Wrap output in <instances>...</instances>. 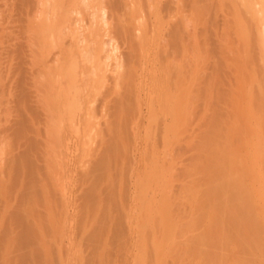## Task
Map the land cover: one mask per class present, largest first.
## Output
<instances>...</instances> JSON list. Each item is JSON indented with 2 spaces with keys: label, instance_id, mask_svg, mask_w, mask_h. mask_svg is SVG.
Wrapping results in <instances>:
<instances>
[{
  "label": "rangeland",
  "instance_id": "rangeland-1",
  "mask_svg": "<svg viewBox=\"0 0 264 264\" xmlns=\"http://www.w3.org/2000/svg\"><path fill=\"white\" fill-rule=\"evenodd\" d=\"M12 1L14 0H0V211L2 205L6 207L7 204L12 203L9 205V210L13 208V213H15L16 209L13 205L16 201L13 196L16 199L17 194H19L18 196L23 195V198L22 196L20 198L27 201L24 202L27 207L23 205L24 208L22 206L20 209L23 203L20 204L22 199L17 197V204L20 207L16 204V208L18 207L16 211L25 215L26 209V213H28V210L31 212L33 209L36 212L35 210L43 207L40 209V213L43 210L44 214L42 215L45 217L38 213L39 210L36 214H39L41 219L43 218L44 221H41L46 223L45 227L47 226V228H43L45 232L47 229L49 232L46 234L47 232L43 231L40 220L38 221L41 225H37L39 222L35 219L36 216L31 214L29 218L26 215L29 218L27 222L33 220V217L34 221L38 222H34L37 227H34V233H32L35 235L36 229V232L39 230V233H45V237L40 236L37 232L36 239L39 242L34 240L35 236L32 234L31 238L29 236L30 240H26L25 243L31 241L32 237L36 243H40L42 238V242L45 241V238L47 243L38 244L36 248L33 241L25 245L23 243L27 237L25 236L21 244L26 247L30 243V246L24 247L25 249L21 251L19 249L21 245L16 243L18 246L15 248V243L8 238L12 239L13 234L7 227L12 229L9 224L14 221H7L5 227L0 223L1 228L4 227V229H0L3 231L6 229L7 233V235H0V264H15L13 257L20 251L24 253V250L25 256H22L23 259L21 258L23 261L18 260L20 264H27V260L28 264H264V0H164L170 1L171 4L170 14L165 13L168 15L165 16L166 18L164 17L165 21L161 19L164 25L157 23L154 19L155 16H151L153 20L147 21V25L142 18L139 21L136 20L137 23L134 22L136 25H139L138 22L141 24L140 20H143L144 24L142 23L141 26L144 28H138L140 32L138 30L137 32L138 26L133 24L132 27L136 26V29L133 32V28H131V35L134 38L132 37L130 41L134 40L135 42L133 41L131 46L122 39L118 41L116 37L115 41L113 34L108 35L111 33L108 26V30L105 26L102 33V38L104 37L105 40H102L101 36L98 39L102 40L99 42L100 45H103L104 41L107 44L104 43L105 46H100L96 42L99 48L104 47V51H100L104 53L100 54L99 52L100 60L96 61L98 63H94L99 67L101 63L103 65V68L100 69L104 71H100L102 74L98 73L106 79L101 78V84L97 73H91L94 68L90 69L91 65L89 67V63L93 65L92 62L95 60L84 58V61L86 59L85 64L87 63L85 68L90 69L91 73L88 76L95 74V78L100 84L94 96L96 99L99 98L96 100L98 102L94 106L92 105L94 102H92L88 104V106L90 105L88 107L86 104L89 103L88 101L85 102V106L80 101L86 95L85 87H89L91 81L93 83L94 78L90 76L88 77L89 80L91 79L90 82L87 79L89 84L85 83L84 89L81 88L82 92H79V95L82 94L81 97H78L80 99H74V97L72 99L75 94H72L71 98L69 97L73 100L72 103L69 102V105H73V112L76 111L75 114L72 112L74 117L70 116L68 119L66 117L62 121L56 120V124L53 122L50 127L49 123L47 124L42 118L43 115L40 116L41 121L39 118L37 120L46 125L39 124L36 118L37 123L32 122V118L28 119L31 122L25 120L28 124L24 122L23 119H27L29 116L26 117L22 112L24 106L21 102L23 101H21L22 98H19L22 96L21 90L25 83L22 81L23 75H25V79L29 76L26 82L27 84L31 82L32 86L29 84V91H27L31 92V89L32 95L36 90L33 86L34 81H32L35 77L38 82L37 86L43 87L44 91L48 88L45 93L43 92V95L41 94L42 97L45 99L46 97L47 99L55 98L47 92H53L50 88L51 85L56 83L59 85L55 76L60 70L62 62L64 64L69 56L78 54L79 47L75 48H77V41L83 38L81 37L82 33L78 36L79 32L68 29L66 30L67 38L65 35L60 36L69 40L70 46L76 45L71 46H75L74 49L69 48L68 45L65 49L68 51L69 48V52L64 55L63 52L66 50L62 51V57V53L60 55L58 51L67 44L66 40L56 39L59 36H53L55 40L52 42V36L45 37L44 35L43 37L42 35L43 32L46 34L45 32L51 31V29H47L53 28L54 21H41L38 18L35 20L40 21L39 23H31L28 27L26 24L24 27L25 25L19 22L20 19L15 16L16 12L13 13L14 10L10 9ZM189 4H192V7L188 6ZM186 6L191 8V11H195L186 12L189 9ZM131 8L137 10L135 5ZM133 9L132 11H134ZM155 22L157 26H153ZM151 23L153 25H149ZM169 23L172 25L175 23L173 25L175 28ZM141 26L139 25V27ZM147 26L152 30H149ZM169 28H172L174 34L170 33ZM143 29L145 31L142 33ZM74 32L81 38L75 40V37L71 36H75ZM32 34H36L38 39H41L42 35L41 43L38 39V44L34 43L36 41L26 43V40L24 43L22 37ZM47 34L50 35L49 32ZM139 34L142 39L140 36L137 38ZM36 35L33 39L36 38ZM110 38L115 41L118 48L113 47L115 44H113L114 41H110ZM167 38L174 40V45L178 44L176 55L173 52L175 46L173 45L172 48L171 44H167L172 43ZM70 39H72L71 42ZM42 40L44 41L42 42ZM108 40L112 42V46L110 42H107ZM120 42H124V44L121 45ZM191 44L192 46L194 44L195 47H192ZM98 45L96 46L98 47ZM132 46L135 48L133 52L138 50L135 52L138 55L134 54L137 55L134 58L136 59L135 63L140 65V67L136 65L139 74L141 75L142 69L146 68L147 64L148 69L143 77L141 75L139 80L136 79L137 85L134 82L131 83L134 88L131 87L133 90L130 88V93L137 92L131 93L133 95L131 100L135 101L134 110L132 109L133 105L130 104L131 116L134 118L133 121L132 119L129 121L131 130L129 129L130 131L124 136V139L123 136L113 139L109 124V115L112 111L111 103H109L110 97L107 99L104 97L109 103L106 105L105 101L104 104L102 103L103 95L113 96L111 95V93H115L113 88H118L115 85L114 72H119V69L122 68L118 65L121 63V55L124 60L121 51L124 50L123 52L127 53ZM188 46H191L193 51ZM115 49L119 51L116 50V53L113 54ZM165 49L169 50V59L166 57L168 50L165 53ZM172 49L174 50L172 51ZM184 50H186L185 53ZM158 51L162 52V58L166 57V60L163 61L161 58L162 65L158 64ZM189 51L193 52V56L195 54L194 58ZM171 53H174L173 56ZM79 54V57L75 55L76 58L73 55L72 59H75L73 60L75 63L77 62V64L73 62L74 65L82 67L80 69V66H77L78 70L76 68L77 73L82 75L85 64H80L78 59L82 60V56L87 55ZM109 55H111L110 58H108ZM54 56L56 59L52 58ZM116 57L118 58L116 59ZM191 60L195 61L191 62ZM69 62H65V67L62 65V69H65L64 72L62 71L64 75H57V77L64 76L63 80H65V73L69 75V72H66L68 64H70V69H72L71 66L73 67L72 60ZM151 62L152 64H150ZM154 62H157L156 66L153 65ZM110 63L116 69H113ZM32 68L36 70L35 76L30 73ZM123 68L121 70L125 71ZM22 69L29 72L23 74ZM107 69L108 71H106ZM59 72L61 73V71ZM74 73L71 74L74 75ZM77 73L76 75L79 76ZM112 73H114L113 80H111ZM121 73L124 72H119V75H116L121 76V80L123 78L124 84L120 78V82L116 84L120 88L121 86L124 88L126 78ZM149 73L158 78L163 74H165L164 76L173 74L174 79L168 75L169 79L173 80L172 84L170 83L171 86L168 84V86L165 85L168 89H164V86L159 89L150 82L151 75ZM68 75L67 82L69 81V83H66L70 84L69 88L73 90L72 82H76L75 85L78 82L71 81L72 78ZM178 75L182 76L181 79ZM108 76L109 78H107ZM37 78L39 79L37 80ZM46 78L52 81L48 87L45 85L46 82L49 83ZM61 78L58 79L59 82H62ZM154 78L156 79V77ZM108 79L111 83L114 80L115 82L110 84ZM42 80L45 82L44 84ZM53 80L56 81L54 84ZM181 80H183L184 86H179ZM145 84H148L147 87ZM187 85L188 87H186ZM41 87L39 91H42ZM110 87L112 90L109 89ZM193 87L195 88L192 89ZM120 88L117 91L123 89ZM66 89L70 91L68 87ZM189 89H192L193 95ZM78 91L80 90L78 89ZM78 91L76 92L78 93ZM107 91L110 94H107ZM55 93V95L58 94ZM187 95L193 97L189 98ZM134 96L139 98L135 97L134 100L132 99ZM160 96L162 100L159 99ZM36 98L37 96L31 99L36 100ZM76 99L79 102H76ZM85 99L87 100L88 97L82 99L83 103L86 101ZM175 99L178 102L182 100L180 102L182 107L178 105V102L175 104ZM78 104L86 108L80 107L79 111L77 107L80 105ZM177 115L179 118L176 117ZM23 122L27 125L25 131ZM20 123L22 124L21 131L18 129ZM21 126L19 125V128ZM54 127L55 129H53ZM20 155L22 156L20 157ZM21 162L24 165L29 164L30 167L23 166ZM23 167H27V169ZM22 171H26L25 175ZM19 175L26 177V181L21 179L23 177H18ZM33 176L35 179L37 176L38 183L35 179H29ZM39 178L41 181L43 180L40 181L41 183ZM21 181L25 182V186L20 185ZM28 181L30 183L35 181L37 185L35 183L32 184L33 186L26 184V182L29 183ZM15 182H17L16 185ZM30 186L31 188H29ZM33 187L38 188V192L35 189L38 193V195L36 193L37 199L33 194V199L28 198L29 193L27 192H30L31 195ZM43 188L44 191H42ZM4 192H9V194ZM49 192L51 196H49ZM25 193L28 195L25 196ZM32 203L34 204L31 205ZM47 210L50 211L51 216ZM46 211V215L49 214L48 218L45 215ZM6 212L0 213V219L3 218L1 214L5 215ZM34 212L32 213L34 214ZM53 212H57L56 216ZM57 216L59 217L54 220ZM20 217H23L22 220L25 219L26 223L25 216L20 215ZM48 219L53 226L50 225ZM16 224L15 222L14 225ZM55 227L57 228L55 229ZM14 230L17 232L19 229L16 230L15 227ZM3 231L0 234H3ZM52 231L55 233L53 234ZM14 248H18L19 252L16 250L14 253ZM31 248H35V251ZM34 253L37 254V257L33 255ZM20 255H18L19 258ZM44 260L47 261L44 262ZM31 261L33 262L31 263ZM16 263L18 262L16 261Z\"/></svg>",
  "mask_w": 264,
  "mask_h": 264
},
{
  "label": "bare ground",
  "instance_id": "bare-ground-1",
  "mask_svg": "<svg viewBox=\"0 0 264 264\" xmlns=\"http://www.w3.org/2000/svg\"><path fill=\"white\" fill-rule=\"evenodd\" d=\"M11 1V0H10ZM186 4V3H185ZM136 6L137 7V10H134L133 8H131L132 6ZM138 5H139V7H138ZM170 1L168 2V1H164V0H14V1H12V3H11V10L13 11V13L14 12H16V15L15 16H17V19H20V21L19 22H21L23 25H25L24 27H26V24H27V27H28V25H31V23H39L40 21H36L35 19H40L41 21H51V20H53L54 21V25H53V28H51V27H49V29H47V30H50L51 29V31H47V32H49V34L50 35H48L47 34V32H45L46 34H43L42 32V35H43V37H44V35H45V37H49V36H52V38H53V36H55V37H58V38H56V39H62L60 36H63V35H65V38H67L66 37V35L68 36V34L66 33L67 31L66 30H68V29H70V30H75L77 33H78V36H79V34H81L82 33V36L81 37H83L82 39H80L76 34V32H74V34H75V36H73V35H71L72 37H75V40L78 38V39H80V41L78 40L77 41V48H75V44H72V45H75L74 47H71L70 46V43L65 39V38H63V39H65L64 41L65 42H67V46L66 45H64V47H62V49L61 50H59V51H61V52H59L58 51V54L60 53V55H61V53H62V51H65L66 49L65 48H67L68 47V45H69V48H72V49H78V47H79V49H78V54L76 53V54H73L74 56L75 55H77V57H79L80 56V54L79 53H84L85 55H87V56H82L83 58H81L82 60H83V62H82V60H79L78 59V61H80L79 63L80 64H85V61H86V59H85V61H84V58L85 57H87V59H94L95 61H91L92 63H93V65L92 64H90L89 63V67H90V65H91V67H90V69H92V68H94V70L91 72V73H97V78H98V80H101L100 81V84H101V82H102V79L104 78V79H106V77H104V76H101V75H99V73H101V72H103V71H101V67L103 66L102 65V63H101V65H100V67L99 66H97V64H94L96 61H99L100 60V58L99 57H101V53H104V52H100V51H104V47H100L99 48V45H100V43L99 42H101L102 40H105L104 39V37L102 38V33H103V31H104V27L106 26V30H110L109 32L111 33V34H108V32H107V34L108 35H112L113 34V39L116 41V39L118 38V41H119V39H120V41H121V39L122 40H124V42L125 43H128L130 46L133 44L132 42L134 41H130V39L133 37L134 38V36H132L131 35V28H133L132 26H133V24H135L136 25V23H137V21L136 20H138L139 21V19H143L144 20V23H145V21H146V23H145V25H147V21H151V19L153 20V17H151V16H155V21L157 22V23H160V24H162V25H164V23H163V20L165 21V16H168L169 14H170V12L169 11H171V7H170ZM192 5V4H191ZM190 4L188 5V6H191ZM8 6V5H7ZM180 6V5H179ZM187 7V6H186ZM185 7V10H187V8H189V7H187L186 8ZM192 7V6H191ZM129 8H131V9H129V10H131L132 11V9L134 10V11H129L128 9ZM179 8V7H178ZM194 8V7H193ZM10 10V11H11ZM125 10H128L127 12L125 11ZM193 10V9H192ZM11 11V12H12ZM194 12V11H191V8H189L186 12ZM168 12V13H167ZM188 12V13H189ZM8 13V12H7ZM165 13H167L168 15H165ZM191 14H193V13H191ZM191 14H190V16H191ZM195 14V13H194ZM14 15V14H13ZM12 15V16H13ZM76 15H78L77 17H75ZM14 16V17H15ZM8 17V16H7ZM165 17V18H164ZM161 19H163V20H161ZM143 20H140V21H142V23H143ZM159 20H160V22H159ZM194 20V19H193ZM191 21H192V19H191ZM134 22H136V23H134ZM155 22V24L153 25L152 23L151 24H149V25H153V26H157V23ZM140 24L139 22H138V24L141 26V25H143V24ZM175 23H177V22H175ZM175 23H173V25L175 24ZM21 24V25H22ZM170 24V23H169ZM139 25H136V26H138L137 27V29H136V26H134V28H133V32H135V29H136V31L138 30L139 32H140V29L141 28H144L143 26H141V27H139ZM161 25V26H162ZM170 25H172V24H170ZM172 25V27H174ZM37 26V25H36ZM42 26V25H41ZM47 26V25H46ZM51 26V25H50ZM107 26H108V29H107ZM169 26V25H168ZM177 26V25H176ZM43 27V26H42ZM36 28V27H35ZM34 28V29H35ZM138 28H140V29H138ZM147 28L149 29V27L147 26ZM154 28V27H153ZM164 28V27H163ZM175 28V27H174ZM178 28V27H177ZM190 28V27H189ZM150 29H151V27H150ZM149 29V30H150ZM170 29V28H169ZM172 29V28H171ZM170 29V30H171ZM69 30V31H70ZM105 30V31H106ZM147 30V29H146ZM152 30V29H151ZM174 30V29H173ZM193 30V29H192ZM45 31V30H44ZM137 31V32H138ZM142 31V33L145 31V29H143V30H141ZM148 31V30H147ZM169 31V30H168ZM34 32V31H33ZM149 32V31H148ZM147 32V33H148ZM41 33H39V34H41ZM170 33H173V31L171 30V32ZM170 33H169V37L171 36L170 35ZM38 34V35H39ZM70 34V33H69ZM146 34V33H145ZM168 34V33H167ZM174 34V33H173ZM172 34V35H173ZM33 35V34H32ZM32 35H28V36H26V37H22V38H24V43H25V40H26V43H29V42H34V41H36V42H34V43H37L38 44V41L41 43V39L43 38L42 37V35H41V39H38V37H37V35L36 34H34L33 36ZM35 35H36V38L35 39H33L34 37H35ZM47 35V36H46ZM106 34H105V32H104V36H105ZM135 35V34H134ZM141 34H139V35H137V38H140L141 36H140ZM149 35V34H148ZM192 36H193V34H191ZM70 36V37H71ZM77 36V37H76ZM101 36V37H100ZM138 36H140V37H138ZM143 36V35H142ZM146 36V35H145ZM95 37H96V39H95ZM98 37H100L102 40L100 41L99 39H98ZM115 37H116V39H115ZM168 37V38H169ZM173 37V36H172ZM171 37V38H172ZM187 37V36H186ZM186 37H183V38H186ZM108 38H109V36H108ZM112 38V37H111ZM110 38V39H111ZM167 38V39H168ZM171 38L170 39H168V40H170V42H172L173 43V41L171 40ZM37 39H38V41H37ZM49 40H51L50 38H48ZM47 39V40H48ZM62 39V40H63ZM74 39V38H73ZM113 39H111L110 41H114ZM141 39H142V37H141ZM181 39V38H180ZM193 39V38H192ZM191 39V40H192ZM46 40V39H45ZM46 40V41H47ZM54 40H55V38H53L52 39V42H54ZM71 40L72 39H70V42H71ZM97 40H99V41H97ZM107 40V39H106ZM182 40H185V39H182ZM187 40V39H186ZM22 41V40H21ZM44 40H42V42H43ZM64 41H63V43H64ZM109 40L107 41V42H110ZM115 41H114V43L113 44H115L113 47H115L116 46V48H118L117 47V45H116V43H115ZM117 41V42H118ZM193 41V40H192ZM191 41V42H192ZM95 42V44H93ZM96 42L99 44H96ZM124 42H120L121 43V45L122 44H124ZM135 42V41H134ZM181 42V41H180ZM187 42H188V40H187ZM190 42V41H189ZM23 43V42H22ZM33 43V44H34ZM50 43V42H49ZM69 43V44H68ZM75 43V42H74ZM79 43V44H78ZM80 43H82V44H80ZM104 43L105 44H107L106 43V41H104ZM103 43V45L105 46V44ZM111 43V46L113 45L112 44V42H110ZM119 43V42H118ZM117 43V44H118ZM132 43V44H131ZM163 43V42H162ZM172 43H167V44H171V47L173 48L174 46H175V51H173L174 49H172V51L173 52H175V55H176V51H177V43H176V45H174V43L172 44ZM62 44V43H61ZM25 45V44H24ZM63 45V44H62ZM78 45H82L81 46V48H80V46H78ZM96 45H98V47L96 46ZM103 45H100V46H103ZM138 45V44H137ZM140 45V44H139ZM174 45V46H173ZM58 46V45H57ZM66 46V47H65ZM124 46V45H123ZM123 46H121V47H123ZM127 46V45H126ZM191 46H192V44H191ZM191 46H188V48L191 50L192 48H191ZM50 47V46H49ZM180 47V46H179ZM192 47H195L194 46V44H193V46ZM60 48V47H59ZM69 48H68V51L66 50V52H63L64 53V55H66L68 52H69ZM123 48H125V47H123ZM128 48V50H129V47H127ZM132 48H134L133 46H132ZM131 48V52L129 51V52H127V53H124L123 51H121L122 53H123V57H124V60H123V58H121L122 57V55L120 56V59H121V63H117L119 66H121L122 68H123V66H124V68H125V71L123 70H121V69H119V72H124L123 74H122V76L124 77V78H126L125 80V82H126V84L124 85L125 87L123 88V86H121V88H123L121 91H117L118 90V88H120V86H118L117 84L121 81L123 84H124V81H123V78H122V80H121V76H117V75H119L118 73V71H116V72H114L115 73V80H116V83H115V85L118 87L117 89H115V88H113L114 90H113V92L115 91V93L113 94V93H111V95H113V96H108L107 95V97L105 96L106 94H104L103 95V99H104V97L107 99L108 97H110V99H109V103H111L110 104V108H112V111L110 112V115H109V124H110V129H111V133H113L111 136H113V139H114V137H120V136H123V139H124V136H126L127 135V133L131 130V123L129 122L131 119H132V121H133V119L134 118H132V116H131V110L135 107L134 106V102L135 101H132L131 100V96H133L131 93L133 92L134 94L135 93H137V92H134V91H132L131 93H130V88L132 87V88H134V86H131L132 84L131 83H135L136 84V79H138L141 75H142V77H143V74H145L146 72L145 71H147V69H148V64L146 65V68H143V66L141 67V69H142V72H141V75L139 74L140 72L138 71V69H136V65H138V64H136L135 63V61H136V59L134 58V56H137L138 54L137 53H135V52H137L138 50H136L135 52H133L134 50H135V48L134 49H132ZM138 48V47H137ZM166 48V47H165ZM168 48V47H167ZM36 49V48H35ZM34 49V50H35ZM48 49V48H47ZM106 49V48H105ZM114 49V48H113ZM113 49H111V50H113ZM139 49V48H138ZM157 49V48H156ZM184 49H185V47H184ZM195 49V48H194ZM23 50H24V48H23ZM116 50H118V49H115L114 51L115 52H113V54H115L116 53ZM125 50H127V49H125ZM166 50H168V49H165V53H166ZM179 50V49H178ZM71 52H72V50H70ZM119 51V50H118ZM191 51H193V49L191 50ZM50 52V51H49ZM57 52V51H56ZM99 52H100V54H99ZM112 52H111V54H112ZM164 52V51H163ZM168 52H169V50L167 51V54L166 55H168ZM186 52V50H184V53ZM190 52V51H189ZM40 53V52H39ZM63 53H62V57H63ZM191 53V52H190ZM194 53H195V51H194ZM28 54V53H27ZM100 56H99V55ZM126 54V55H125ZM134 54H137V55H134ZM160 54V55H159ZM161 54H162V52L160 51H158V56L157 57H159V58H157V60H159L158 61V64H160L163 60H166V57H167V59H169L170 58V56L168 55V56H166V57H164V58H162V56H161ZM174 54V53H173ZM173 54L171 53V55L173 56ZM17 55V54H16ZM73 55H72V57H73ZM79 55V56H78ZM191 55H192V57L194 58V56H195V54H194V56H193V52L191 53ZM23 56V55H22ZM110 56L111 55H109V57L108 58H110ZM114 56V55H113ZM116 56V55H115ZM127 56V57H126ZM182 56V55H181ZM72 57L71 56H69V58H71L70 59V62H71V60H72V63L74 62L75 63V61H73V60H75V59H72ZM89 57V58H88ZM142 57V56H141ZM189 57H190V55H189ZM191 57V58H192ZM52 58H54V59H56L55 58V56L54 57H52ZM65 58H66V56H65ZM65 58H64V60H65ZM69 58H68V62H69ZM74 58V57H73ZM75 58H76V56H75ZM104 58H105V56H104ZM113 58H115V57H113ZM118 57H116V59H117ZM138 58V57H137ZM154 58H155V55H154ZM161 58H162V61H161ZM190 58V59H191ZM25 59V58H24ZM103 59V58H102ZM102 59H101V61H102ZM125 59H127V60H125ZM138 59H140V57L138 58ZM152 59V58H151ZM88 60V61H89ZM114 60V59H113ZM123 60V61H122ZM176 60V59H175ZM63 61V60H62ZM66 60L64 61V64H65V62L66 63H68ZM103 61H104V59H103ZM125 61H127V62H125ZM133 61V62H132ZM138 62H139V60H137ZM193 60H191V62H192ZM195 61V60H194ZM193 61V62H194ZM51 62V61H50ZM69 62V63H70ZM124 62V63H123ZM137 62V63H138ZM29 63V62H28ZM74 63L72 64L73 65V67L75 66V68L73 69V67L71 66V68L73 69H70V64H68L69 66H67L66 68H67V70H66V72H69V75H70V77L72 78V80H71V78H70V80L71 81H77L78 82V84L77 85H75L74 83H76V82H72L73 84V90H76V91H78V89L80 90V91H78V93L76 92V91H73V90H71V88H69V86H70V84H67V83H69V81L67 82V75H68V73H65V80H63V77L64 76H62V78L60 77V76H58L57 77V75H64V70L65 69H62L63 68V66L65 67V65L63 64V62H62V65H61V67L59 68V66L57 67V68H59L60 70L59 71H61V73L59 72V74H58V72H57V75L56 74H54V75H56L55 76V79H56V81H58V84L59 85H57V83L55 84V85H51V83H52V81L51 80H49L48 78H46V79H48L49 80V83L48 82H44L43 80V84L45 83V85H47V87H48V84L49 85H51L50 86V88H51V90L53 91V92H47V93H49L51 96H55V98H53L52 99V97L50 98V99H47V97H46V99L45 98H43L42 97V95H43V92L45 93V91H47V89L48 88H46V90L44 91V88L43 87H41V86H37V84H38V82L36 81V79H35V77H34V79H32V81H34L33 82V86H34V88L36 89V90H34V92H35V94L34 95H32L33 93H32V90L30 89V91L31 92H28L29 90V88L28 87H30L29 86V84L32 86V84H31V82H29L28 84H27V80H28V77L29 76H27V80L25 79V75H23V74H25V73H27V71L28 70H24V69H22V72H23V78H22V81L23 82H25L24 83V85L22 84V82H21V86H22V92H21V94H22V96H21V94H20V96L21 97H19V98H22L21 99V101H23V102H21V104H23L22 106H24V109H23V113L25 114V116L27 117V116H29L27 119L25 118V116H24V118L25 119H23L24 120V122H26L29 118H32L31 119V121L33 122V121H35V118H36V120L39 118L40 119V121L42 120V118H44V121L45 122H47V124L49 125V127H50V124L51 123H55L56 124V120L57 121H62V119L64 118H66L67 117V119L70 117V116H72V108H73V105H69V102L70 103H72V99H73V97H74V99L75 98H78L79 96L81 97L82 96V94L81 95H79L81 92H82V89H84V87H85V83H88V77H90V76H92V78H94L93 79V83H92V81H91V84L90 85H88L89 87H85V89H84V91H86L85 93H86V95L82 98L83 100H84V98L87 96L88 97V99L86 100V101H84V103L82 102V99L80 100L81 101V104H83L84 106H85V102H89V103H86L87 104V106H88V104H90V103H92V102H94V103H92V105L94 106V104L96 105V102H98V101H96V100H98V99H96V97H94L95 96V91H97V88L98 87H100L99 85V82H98V80L95 78L96 77V75L94 74V75H90V76H88L89 74H91L89 71H90V69H86L85 67L87 66V63L85 64V66H84V68L85 69H83L82 70V75H80L79 73H77V71H76V68H77V70L79 69V67H77V66H80V65H74ZM96 63H98V62H96ZM105 63H106V61H105ZM126 63V64H125ZM149 63V62H148ZM157 63V62H156ZM156 63L154 62L153 63V65L155 64V66H156ZM75 64H77V62L75 63ZM111 64V63H110ZM116 64V65H117ZM120 64H122V65H120ZM123 64H125V65H123ZM139 64H140V62H139ZM150 64H152V62L150 63ZM164 64V63H163ZM118 65L116 66V67H118ZM153 65H152V69H153ZM161 65H162V63H161ZM34 66V65H33ZM95 66H97V68H95ZM105 66H107V65H105ZM113 69L115 68L114 66H112V64L110 65ZM88 67V68H89ZM98 67H99V71H98ZM107 67H109V66H107ZM137 67H140V65H138ZM145 67V66H144ZM150 67H151V65H150ZM82 67L80 66V69H81ZM103 68V67H102ZM123 68V69H124ZM195 68V67H194ZM26 69V68H25ZM33 69V68H32ZM32 69L30 70L31 72V75H33V76H35V71L36 70H34L33 69V71H32ZM43 69V68H42ZM41 69V70H42ZM70 71H69V70ZM104 69H105V67H104ZM116 69V68H115ZM161 69V68H160ZM193 69V68H192ZM50 70H51V67H50ZM75 70V71H74ZM110 70V69H109ZM112 70V69H111ZM121 70V71H120ZM140 70V69H139ZM63 71V72H62ZM101 71V72H100ZM106 71H108V69L106 70ZM112 71H114V70H112ZM192 71V70H191ZM193 71H194V69H193ZM29 72V71H28ZM53 72V71H52ZM73 72H75L74 73V75L73 74H71V73ZM87 72H88V74H87ZM99 72V73H98ZM149 72H150V70H149ZM42 73V72H41ZM40 73V74H41ZM76 73L79 75V76H77L76 75ZM85 73H86V75H85ZM109 73H110V71H109ZM114 73H112V75H111V77H112V79L111 80H113L114 78H113V74ZM148 73V72H147ZM169 73V72H168ZM191 73V72H190ZM194 73V72H193ZM102 74V73H101ZM117 74V75H116ZM163 74V73H162ZM31 75H30V78H31ZM43 75H45V74H43ZM69 75H68V77H69ZM76 75V76H75ZM105 75V74H104ZM108 75V74H107ZM109 75V76H110ZM149 75H151V80H150V82L151 83H154V85L155 86H157L159 89L161 88H163V86H164V89L165 88H167V86H168V84L171 86V84H172V82H173V80L171 81L170 79H169V76L168 75H170V74H168L167 76H164L165 74H163V76L162 77H157L156 75L154 76V75H152V74H150L149 73ZM173 75V74H172ZM172 75H170L171 77H172ZM184 75V74H183ZM194 75V74H193ZM76 78H75V77ZM85 76L87 77L86 78V81H85ZM99 76H101L100 78H99ZM109 76L107 77V78H109ZM156 77V79L154 78V77ZM195 76V75H194ZM118 77V78H117ZM148 77V76H147ZM146 77V78H147ZM178 77H180L179 75H178ZM182 77V76H181ZM181 77L179 78V79H181ZM189 77V76H188ZM40 78V77H39ZM39 78H37V80L39 79ZM52 78V77H51ZM59 78H61L60 79V81H62V82H59ZM73 78H75L74 80H73ZM102 78V79H101ZM119 78H120V81H119ZM154 80H153V79ZM173 79H174V77H172ZM193 78V77H192ZM195 78V77H194ZM88 79V80H87ZM117 79H118V81H117ZM143 79H145V78H143ZM41 80V79H40ZM39 80V81H40ZM45 80V79H44ZM91 80V79H90ZM90 80H89V82H90ZM115 80H114V82H115ZM139 80V79H138ZM147 80H148V78H147ZM185 80V79H184ZM188 80V79H187ZM190 80H192L191 78H190ZM31 81V80H30ZM55 81V82H56ZM63 81H65V82H63ZM108 81L110 82V80L108 79ZM107 81V82H108ZM143 81V80H142ZM171 81V82H170ZM177 81H180V80H177ZM177 81H176V84H178L177 83ZM183 80H181V83L179 84V86H184L183 85V82H182ZM51 82V83H50ZM54 82V80H53V84L55 83ZM67 82V83H66ZM106 82V81H105ZM113 82V83H114ZM145 82V81H144ZM175 82V81H174ZM187 82V81H186ZM190 82V81H189ZM188 82V83H189ZM61 83H64V84H61ZM113 83H111L110 82V84H113ZM122 83H120V85H123ZM171 83V84H170ZM190 83H192V81L190 82ZM190 83H189V85H190ZM196 83V82H195ZM42 84V85H43ZM67 84V85H66ZM85 84V85H84ZM89 84V83H88ZM129 84H130V86H129ZM150 84V83H149ZM175 84V83H174ZM182 84V85H181ZM26 85V86H25ZM84 85V86H83ZM105 85V84H104ZM107 85H108V83H107ZM137 85V84H136ZM146 85V84H145ZM144 85V86H145ZM148 85V84H147ZM147 85H146V87H147ZM151 86H152V84H150ZM165 85H167L166 87H165ZM195 85V84H194ZM106 86V85H105ZM116 86H114V87H116ZM127 86H129V88H127ZM175 86V85H174ZM173 86V87H174ZM40 87H41V90L42 91H39L40 90ZM68 87V89L71 91H67V88ZM104 87V86H103ZM103 87H102V89H103ZM108 87H109V85H108ZM112 87V86H111ZM109 88V89H111L112 90V88ZM146 87H145V89H146ZM154 87V86H153ZM156 87V88H157ZM186 87H188V85L186 86ZM43 88V89H42ZM82 88V89H81ZM106 88H107V86H106ZM120 88V89H121ZM131 88V89H132ZM179 88V87H178ZM177 88V89H178ZM191 88V87H190ZM195 87H193L192 89H194ZM119 89V90H120ZM168 89V88H167ZM192 89L190 90V92L192 91ZM28 90V91H27ZM108 90V89H107ZM111 90H109V91H111ZM133 90V89H132ZM186 90V89H185ZM184 90V91H185ZM189 90H188V93H189ZM39 91V92H38ZM117 91V92H116ZM136 91V90H135ZM178 91H179V89H178ZM42 92V93H41ZM55 92H57L58 94L57 95H55L56 93ZM75 92V93H74ZM80 92V93H79ZM108 92V91H107ZM30 93V94H29ZM32 93V94H31ZM54 95H53V94ZM78 95H77V94ZM100 93H101V91H100ZM99 93V94H100ZM105 93V92H104ZM148 93V92H147ZM158 93V92H157ZM175 93V92H174ZM177 93V92H176ZM192 93V95L194 94L193 92H191ZM42 94V95H41ZM49 94H47V95H49ZM72 94H75V95H73L72 96ZM107 94H110L109 92L107 93ZM160 94V93H159ZM166 94V93H165ZM164 94V95H165ZM83 95H84V93H83ZM161 95V94H160ZM35 96H37V98H36V100H32V99H34L35 98ZM46 96V95H45ZM71 96H72V99H70L71 98ZM174 96H175V94H174ZM189 98L190 97H193V96H189V95H187ZM70 97V98H69ZM135 97L136 96H134V97H132V99H134L135 100ZM148 97V96H147ZM155 97H157V96H155ZM165 97H166V99L168 98L166 95H165ZM178 97H179V95H178ZM32 98V99H31ZM95 98V99H94ZM137 98V97H136ZM139 98V97H138ZM137 98V99H138ZM60 99V100H59ZM78 99H80V98H78ZM78 99H76V102H79V101H77ZM106 99H104L103 100V104H104V101L106 102L105 104L107 105V104H109V103H107L108 101H106ZM136 99V100H137ZM160 100H162L161 99V96H160V98H159ZM158 99V100H159ZM177 99V98H176ZM175 99V100H176ZM181 99V98H180ZM63 100V101H62ZM71 100V101H70ZM102 100V99H101ZM168 100V99H167ZM173 100V99H172ZM174 100V101H175ZM179 100V99H178ZM190 100V99H189ZM194 100V99H193ZM193 100H191V101H193ZM133 103H132V102ZM138 101V100H137ZM182 100H180V102H181ZM75 102V101H74ZM75 102V104H77ZM170 102V101H169ZM176 102H178L177 100L175 101V104H176ZM180 102H178L177 104L179 105V106H181L180 105ZM81 104H78V105H80V106H76L77 107V109L78 108H80L81 107ZM133 105V107H132V109H131V105ZM159 104V103H158ZM165 104V103H164ZM83 105H82V107L81 108H83ZM101 105V104H100ZM148 105V104H147ZM90 106V105H89ZM88 106V107H89ZM92 106V107H93ZM98 106V105H97ZM96 106V107H97ZM104 106V105H103ZM109 106V105H108ZM160 106V105H159ZM176 106V105H175ZM91 107V108H92ZM101 107V106H100ZM182 107V106H181ZM23 108V107H22ZM86 108V107H85ZM85 108H83V109H85ZM90 109V108H89ZM140 109V108H139ZM143 109V108H142ZM151 109H152V107H151ZM175 109V108H174ZM179 109H181V108H179ZM178 109V110H179ZM79 110V109H78ZM87 110V109H86ZM91 110H93V109H91ZM134 110V109H133ZM152 110H154V108L152 109ZM75 111V110H74ZM80 111V110H79ZM83 111V110H82ZM94 111V110H93ZM162 111V110H161ZM174 111V110H173ZM176 111V110H175ZM76 112V111H75ZM75 112H73L74 114H75ZM90 112V111H89ZM95 112H96V108H95ZM180 112V111H179ZM179 112L177 113L176 112V114H179ZM41 113V114H40ZM78 113V112H77ZM94 113V112H93ZM97 113V112H96ZM140 113V112H139ZM175 113V112H174ZM29 114V115H28ZM137 114V113H136ZM41 115H43L42 116V118H40V116ZM23 116V115H22ZM31 116H33V117H31ZM79 116V115H78ZM156 116V115H155ZM74 116H72V118H73ZM134 117H136V116H134ZM138 117V116H137ZM173 117H174V115H173ZM176 117H178V115L176 116ZM179 118V117H178ZM38 119V120H39ZM63 119V120H64ZM175 119V118H174ZM177 119V118H176ZM22 120V119H21ZM26 120V121H25ZM37 120V121H38ZM79 120H80V118H79ZM136 120V119H135ZM31 121H29L28 120V122H31ZM37 121H35L36 123H37ZM40 121H38V123L39 124H44L43 122H40ZM174 121H179V120H174ZM194 121V120H193ZM20 122V121H19ZM24 122H23V124H24ZM27 123V122H26ZM59 123V122H58ZM66 123V122H65ZM156 123V122H155ZM178 123V122H177ZM176 123V124H177ZM17 124V123H16ZM28 124V123H27ZM130 124V125H129ZM20 126L22 125L21 123L19 124ZM19 125H18V129H19V131H21L22 129V126L19 128ZM44 125H46V124H44ZM47 125V126H48ZM54 125V124H53ZM63 125V124H62ZM133 125H134V123H133ZM174 125V124H173ZM14 126H16V125H14ZM27 127V125H25L24 124V126L23 127ZM29 126V125H28ZM89 126V125H88ZM191 126V125H190ZM24 128L23 130L25 131V129L27 130V128ZM84 127V126H83ZM175 127V126H174ZM14 128V127H13ZM13 128H11V129H13ZM85 128V127H84ZM18 129H15V130H17L18 131ZM53 129H55V127L53 128ZM130 129V130H129ZM176 129V128H175ZM42 130V129H41ZM48 130V129H47ZM50 130V129H49ZM85 130H86V128H85ZM171 130H172V128H171ZM84 131V130H83ZM163 131V130H162ZM39 132V131H38ZM177 132V131H176ZM20 133V132H19ZM153 133V132H152ZM174 133V132H173ZM172 133V134H173ZM55 134V133H54ZM166 134V133H165ZM171 134V133H170ZM41 135V134H40ZM129 135V134H128ZM160 135H162V134H160ZM159 136V135H158ZM157 136V137H158ZM163 136V135H162ZM28 137V136H27ZM82 137V136H81ZM160 137V136H159ZM128 138V137H127ZM51 141V140H50ZM44 143V142H43ZM50 143V142H49ZM126 143V142H125ZM116 144V143H115ZM180 147V146H179ZM47 148V147H46ZM50 149V148H49ZM54 151V150H53ZM59 151V150H58ZM43 154V153H42ZM48 155V154H47ZM57 155V154H56ZM22 155H20V157H21ZM59 156V155H58ZM46 157V156H45ZM48 157V156H47ZM53 157V156H52ZM31 159V158H30ZM46 159H48V158H46ZM60 159H61V157H60ZM122 159V158H121ZM54 160V159H53ZM22 161V160H21ZM29 161V160H28ZM15 162V161H14ZM16 163V162H15ZM22 163V162H21ZM23 164V163H22ZM27 164V163H26ZM29 164H27V165H24L23 164V166H28ZM36 165V164H35ZM21 167V166H20ZM30 166H28V168H29ZM24 169H27V167H23ZM36 168H38V167H36ZM30 169H32V168H30ZM39 169V168H38ZM44 170V169H43ZM19 171V170H18ZM23 172V171H22ZM14 173H15V170H14ZM19 173V172H18ZM24 173V175H25V173H26V171L25 172H23ZM23 173H21V174H23ZM37 173H38V170H37ZM48 173V172H47ZM20 174V173H19ZM28 174V173H27ZM31 174V173H30ZM27 176V175H26ZM37 176H39V175H37ZM37 176H36V179H38L37 178ZM53 176V175H52ZM18 177H23V178H21V179H23L24 181H26L25 180V178L26 177H24L23 175L21 176V175H19ZM17 177V178H18ZM30 177H32V176H30ZM40 178H41V176H40ZM39 178V182L41 181V179ZM42 178H44V177H42ZM49 178V177H48ZM16 179V178H15ZM19 179V178H18ZM27 179H28V177H27ZM29 179H35L34 178V176H33V178H29ZM35 179V181L37 182V180ZM12 180V179H11ZM22 182L21 181V183H20V185L22 184V185H24V183L25 182ZM31 181H33V180H31ZM35 181L34 182H32V183H30V181H28L29 183H27L26 182V184H31V186H33L32 184H34L35 183ZM43 181V180H42ZM41 181V182H42ZM40 182V183H41ZM16 183L17 182H15V185H16ZM38 183V182H37ZM37 183H35L36 185H37ZM36 185H34V186H36ZM25 186V185H24ZM31 186L29 187V188H31ZM7 187H9V186H7ZM28 187V186H27ZM38 187V186H37ZM5 188V187H4ZM15 188V187H14ZM34 188V187H33ZM41 188H42V186H41ZM55 188V187H54ZM27 189V188H26ZM35 189H37V192H38V188H34L33 190H31L33 193H31V195H30V192H27V193H29V197L28 198H32L33 199V195L35 196L34 198L35 199H37L36 197V191H35ZM39 189H40V187H39ZM9 190V189H8ZM20 190V192L22 191L21 190V188L19 189ZM45 189L43 188L42 189V191H44ZM3 192V191H2ZM6 192V191H5ZM4 192V193H5ZM51 192V191H50ZM48 193L49 194V196H51V193ZM10 193H11V191H10ZM23 192H21V194H22ZM40 193V192H39ZM44 193V192H43ZM53 193H54V191H53ZM58 193V192H57ZM3 194V193H2ZM5 194H9V192L8 193H5ZM33 194V195H32ZM46 194V193H45ZM48 194H47V196H48ZM55 194H56V190H55ZM4 195V194H3ZM19 194H17V197L19 198V199H22L23 198V195H20V196H18ZM25 196H27L26 195V193L24 194ZM37 195H38V193H37ZM43 195V194H42ZM22 196V198H20ZM46 196V197H47ZM53 196H55V195H53ZM14 197V201H16L15 202V205L17 204V202H18V200H16V199H18L17 197H16V199H15V196H13ZM12 197V198H13ZM40 197V196H39ZM56 198V197H55ZM61 198V197H60ZM6 199V198H5ZM8 199V198H7ZM39 199V198H38ZM44 199H46V198H44ZM47 199H49V198H47ZM46 199V200H47ZM50 199H51V197H50ZM1 200V199H0ZM4 200V199H3ZM26 200V199H25ZM60 200V199H59ZM10 201V200H9ZM13 201V202H14ZM21 201V200H20ZM31 202H33V200H30ZM36 201V203L38 204V202H37V200H35ZM42 201V200H41ZM24 202H27V201H24V199H22V201H21V203L20 204H22L21 205V207L20 206H18L19 204H17V206L18 207H20V209L22 208V206L23 205H25V203ZM40 202V201H39ZM80 202V201H79ZM2 203V202H1ZM6 204H7V202H5ZM35 203V202H34ZM34 203H32L31 205H33ZM35 203V204H36ZM45 203V202H44ZM52 203H53V201H52ZM62 203V202H61ZM12 204V203H11ZM11 204H7L6 205V207H8V208H6L5 207V205H2L3 207H1L2 209H1V211H0V213H3V212H6V211H8L9 210V205H11ZM40 204V203H39ZM48 204V203H47ZM83 204V203H82ZM15 205H13L14 206V209H16L17 210V208H16V206ZM46 205V204H45ZM1 206V205H0ZM12 206V207H13ZM43 206V205H42ZM52 206V205H51ZM61 206H63V205H61ZM77 206V205H76ZM11 207V208H12ZM25 207H27V205H25ZM29 207V206H28ZM30 207H33V206H30ZM47 207V206H46ZM54 207V206H53ZM55 207H56V205H55ZM10 208V209H11ZM23 208H24V206H23ZM43 208V207H42ZM42 208H38V210H39V212H38V210H35L36 212H34L33 211V209H32V211L30 212V210H28V213H26L27 212V209H26V211H25V215H23V214H20L19 213V211H16L15 210V213H13V208H12V210H9L8 212H6L7 214H1L2 216L1 217H3V218H1L0 219V223L2 224V225H4V227H5V224L6 223H8L7 221H10V222H12V221H14L12 224H13V226H12V224H9V225H11V228L12 229H10V227L8 226L7 227V229L9 228V230H11L12 231V239H13V241H12V239L10 238V237H8L9 238V240L11 241V242H13V243H15L14 244V247L16 248L18 245H21L20 247H19V249L22 251L23 249H25L30 243H31V241H33L32 243H33V245H35L34 247L36 248V246H38V244H41L42 243V245H43V243H45L46 242V239L44 238V242H42L43 241V238L42 237H45L44 235H45V233L46 234H48V232H49V230L47 229L46 230V232H45V230H44V228L43 227H45V225H46V223L45 222H43L42 223V221H44V220H42L41 219V216L42 217H45V216H43L42 214H44L43 212V210H41L42 212L40 213V209H42ZM48 208V207H47ZM46 208V209H47ZM59 208V207H58ZM57 208V209H58ZM75 208V207H74ZM80 208V207H79ZM4 209V210H3ZM6 209V210H5ZM29 209V208H28ZM34 209H36V207H34ZM56 209V208H55ZM62 209V208H61ZM64 209V208H63ZM77 209V208H76ZM25 210V209H24ZM11 211V212H10ZM47 211H49V210H47ZM47 211H46V213H45V215L47 214ZM76 211V210H75ZM21 212H24V211H21ZM32 212H34V214L32 213ZM40 213L41 214V216L39 215V214H36V213ZM58 212V211H57ZM57 212H53L54 214H55V216H56V213ZM63 212V211H62ZM31 214H32V216L34 215V217L36 216L37 218H35V219H37V221L38 220H40V222H41V224H40V222L38 223L37 221L35 222L34 221V217L32 218L33 220H31L30 222H27V221H29V218L31 217ZM49 214H50V211H49ZM48 214V215H49ZM58 214H60V213H58ZM57 214V215H58ZM62 214V213H61ZM4 215V216H3ZM20 215L21 216H25V218L27 219L26 220V223L24 222V220H22V218L20 217ZM26 215H28L29 216V218L26 216ZM40 216V218H38L39 216ZM48 215H46V217L48 216ZM69 215V214H68ZM50 216H51V214H50ZM50 216H49V218H50ZM59 216H57V217H55L54 218V220L56 219V218H58ZM48 218V217H47ZM68 219V218H67ZM2 220V221H1ZM42 220V221H41ZM49 221H50V219H48ZM33 221V223L35 222V223H38L37 225H41V227L43 228V231L45 232H43L44 234H42V233H39L38 231V233H39V235L41 236L42 235V239L40 240L41 242L40 243H36V241L38 240V239H36L37 238V232H36V229H35V235L33 234L34 232H33V229H34V227L36 226L37 227V225L35 224H33V223H31ZM45 221H47L46 220V218H45ZM17 223L16 225H14V223ZM50 225H52V222L50 221ZM54 223V222H53ZM59 223V222H58ZM31 224V225H30ZM48 225H49V223H47ZM18 225V226H17ZM33 225V226H32ZM44 225V226H43ZM49 225V226H50ZM55 225V224H54ZM57 225V224H56ZM7 226V225H6ZM53 226V225H52ZM4 227L2 226V228H1V225H0V228L1 229H4ZM15 227H16V230H18L17 232L14 230L15 229ZM32 227V228H31ZM35 227V228H36ZM60 227V226H59ZM31 228V229H30ZM39 228V227H38ZM45 228H47V226L45 227ZM53 228V227H52ZM57 227H55V229H56ZM0 229V230H1ZM63 229V228H62ZM6 230V229H5ZM3 231V230H1V231H3V234L1 233L0 235H7V233H6V231ZM30 230H31V232H30ZM41 230V229H40ZM59 230V229H58ZM0 231V232H1ZM14 232V233H13ZM33 232V233H32ZM40 232H42V231H40ZM53 232V231H52ZM56 232H58L59 233V231H56ZM63 232V231H62ZM4 233H6V234H4ZM55 232H53V234H54ZM16 234V235H15ZM32 234H33V236H35V239H34V237H32V239H31V241H28V242H30L26 247H25V245L28 243H25V241L26 240H30V238H31V236H32ZM15 235V236H14ZM25 236H27L26 238H25V240H24V242H23V238L25 237ZM29 236H30V238H29ZM48 236H50V235H48ZM53 236V235H52ZM59 236V235H58ZM6 237V236H5ZM54 237V236H53ZM28 238V239H27ZM40 238V237H39ZM36 240L35 242H34V240ZM48 239H50V238H48ZM47 239V240H48ZM71 239V238H70ZM3 241V240H2ZM15 241V242H14ZM53 241V240H52ZM5 242V241H4ZM24 243L25 245H24V247H23V245L21 244V243ZM37 242H39V241H37ZM8 243V242H7ZM16 243L18 244V245H16ZM47 243V242H46ZM12 244V243H11ZM48 244H49V242H48ZM13 245V244H12ZM16 245V246H15ZM42 245L40 246L41 248H42ZM30 246V245H29ZM31 246H32V244H31ZM44 246H45V244H44ZM7 247V246H6ZM8 247H9V245H8ZM11 247V246H10ZM13 247V246H12ZM21 247H23L22 249H21ZM33 247V246H32ZM14 248V253L16 252V250L18 251L19 249L17 248V249H15ZM35 248H31V250H34ZM10 249V248H9ZM13 249V248H12ZM28 249V248H27ZM30 249V248H29ZM11 250V249H10ZM39 249L37 248V251H38ZM20 251V253H21V255H20V253H17L18 255H20L21 257L19 258L18 257V255L16 254V256H17V258H15V257H13L14 259H13V262L15 263V264H20L19 263V259H23L24 257H22V256H25V250H24V253L23 252H21ZM27 251V250H26ZM29 251V250H28ZM35 251V250H34ZM12 252V251H11ZM19 252V251H18ZM10 253V252H9ZM36 253V252H35ZM33 254L34 256H36L37 254ZM39 253V252H38ZM7 254V253H6ZM23 254V255H22ZM32 254V253H31ZM8 255V254H7ZM7 255H6V259H7ZM54 255V254H53ZM56 255V254H55ZM58 255H59V253H58ZM13 256V255H12ZM11 256V257H12ZM44 256V255H43ZM10 257V256H9ZM37 257V256H36ZM41 257V256H40ZM5 258V257H4ZM26 258H28V257H26ZM31 258H32V255H31ZM51 258V257H50ZM49 258V259H50ZM12 259V258H11ZM21 259V260H22ZM33 259V258H32ZM52 259V258H51ZM9 260V259H8ZM14 260H16L18 263H16V261H14ZM19 260V261H18ZM38 260V259H37ZM48 260V259H47ZM47 260H44V262L45 261H47ZM10 261V260H9ZM23 261V260H22ZM22 261H20V262H22ZM40 261H41V259H40ZM1 262V261H0ZM6 262H7V260H6ZM33 261H31V263H32ZM35 262H37V261H35ZM55 262V261H54ZM5 263V262H4ZM30 263V262H29ZM65 263V262H64ZM7 264V263H6ZM10 264H13V263H10ZM27 264H28V260H27Z\"/></svg>",
  "mask_w": 264,
  "mask_h": 264
}]
</instances>
